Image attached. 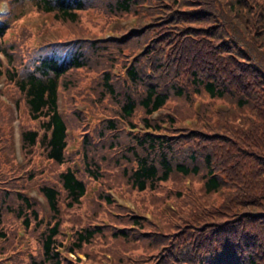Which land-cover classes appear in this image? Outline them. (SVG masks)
<instances>
[{
    "label": "trees",
    "instance_id": "1",
    "mask_svg": "<svg viewBox=\"0 0 264 264\" xmlns=\"http://www.w3.org/2000/svg\"><path fill=\"white\" fill-rule=\"evenodd\" d=\"M10 1L0 20V264H67L64 220L90 191L111 203L115 176L156 209L168 197L175 207L159 217L125 206L120 224L77 219L75 264H264V0ZM92 6L133 19L110 39L76 32ZM22 8L52 15L29 44L5 35ZM73 128L81 145L71 149ZM36 179L48 214L28 192Z\"/></svg>",
    "mask_w": 264,
    "mask_h": 264
},
{
    "label": "rangeland",
    "instance_id": "2",
    "mask_svg": "<svg viewBox=\"0 0 264 264\" xmlns=\"http://www.w3.org/2000/svg\"><path fill=\"white\" fill-rule=\"evenodd\" d=\"M20 12L19 16L13 15L15 14L12 12V16L10 18L11 22V29L6 32V39L12 40L17 37L18 41H25V44H29L32 40L39 39V36L41 34L40 29L45 26L46 24H49L48 19L51 18L47 13L42 12L40 10H37L36 8H28L24 9ZM90 11L86 12V20L74 23V30L78 33H85L93 32L98 33L99 36H104L107 39L112 38L110 28H119V32H124L128 29L129 24H131L132 21V15L129 13H116V12H107L103 10L101 6H92L89 8ZM12 10V3L10 0H0V11L4 14L0 17V20H2L5 15H8ZM110 13V14H109ZM104 34V35H102ZM29 37V38H28ZM28 38V39H27ZM21 39V40H20ZM35 40V41H36ZM23 44V43H22ZM0 56L2 58V65L6 66L8 65V61L4 54L0 52ZM118 68V67H117ZM116 68V69H117ZM91 80V78H90ZM6 82V75L0 74V91L5 87ZM2 97H5L4 93H1ZM88 102L84 101H77L76 104L78 108H86ZM172 110L171 108L165 109ZM73 136L75 140H73L70 148H77L81 145L80 138H81V130L80 129H72ZM14 133H15V155L18 160L23 161L21 150H20V143H19V134H20V126H19V119H14ZM56 168V167H55ZM52 171V170H51ZM109 175V174H108ZM39 181L40 179L32 180L30 181L29 185L30 188H28V192L33 195L44 209V214H48V205L46 203V196L40 191L39 187ZM190 181V178H186V183ZM174 183V182H173ZM107 192L112 194L111 196L114 198L112 202H104L101 206L99 205L98 200L95 198L94 201L91 199L93 196V191H90L89 193V199L86 198L83 205L79 206V208L70 216V218H66L63 222V231L64 235L62 236V243L65 249L63 248V253L65 254V259L67 261V264H75V258L76 253L70 252L68 250L70 240L75 232V228L79 226V222L77 219L79 218H85V220L89 223L93 224H120V222L116 221L114 217H122L124 220H130V213H125L126 207L129 208L130 211L137 210L138 212H142L146 216H150L151 213L155 212L159 217L162 216V205H172L175 207V202L172 198H165L164 202L157 207V209L154 207V205L149 200V195L143 196L144 192H138L131 188L129 183L126 182L125 178L115 176L112 179L111 185L107 187ZM126 206V207H125ZM96 210V211H95ZM160 211V212H159ZM71 214V213H70ZM69 214V215H70ZM47 217V216H46ZM19 231L25 234L24 228H20ZM118 242V241H117ZM25 247H27L28 244V237L25 238L24 241ZM118 248H121L125 245L121 244L119 245L117 243ZM134 245H129L127 247H132ZM126 247V246H125ZM138 247V248H136ZM132 247L130 249L124 250L127 252V256L131 257L133 255H137L138 253L143 252L144 246L141 244ZM36 246L33 245V249H35ZM37 249V248H36ZM26 252V251H25ZM37 254H39V250H35ZM125 254V253H124ZM77 255L81 256L83 259H86V255L84 252L79 251ZM105 257L112 259V253L105 252ZM126 256V254H125ZM16 262V261H15ZM18 263V262H16ZM130 264H133L131 261ZM147 264H153V262H147Z\"/></svg>",
    "mask_w": 264,
    "mask_h": 264
}]
</instances>
